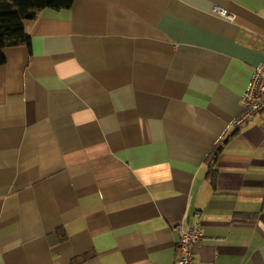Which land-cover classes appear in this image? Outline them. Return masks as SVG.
<instances>
[{
	"label": "crops",
	"instance_id": "obj_1",
	"mask_svg": "<svg viewBox=\"0 0 264 264\" xmlns=\"http://www.w3.org/2000/svg\"><path fill=\"white\" fill-rule=\"evenodd\" d=\"M224 8L233 18L221 15ZM0 64V264H264V0H74Z\"/></svg>",
	"mask_w": 264,
	"mask_h": 264
},
{
	"label": "trees",
	"instance_id": "obj_2",
	"mask_svg": "<svg viewBox=\"0 0 264 264\" xmlns=\"http://www.w3.org/2000/svg\"><path fill=\"white\" fill-rule=\"evenodd\" d=\"M74 0H0V64L6 61L4 49L19 45H31L26 22L37 17L45 8L64 9Z\"/></svg>",
	"mask_w": 264,
	"mask_h": 264
},
{
	"label": "built area",
	"instance_id": "obj_3",
	"mask_svg": "<svg viewBox=\"0 0 264 264\" xmlns=\"http://www.w3.org/2000/svg\"><path fill=\"white\" fill-rule=\"evenodd\" d=\"M215 10L221 15L233 18L224 8L216 6ZM264 110V66L254 70L251 83L242 96V112L236 119V126H246L258 113ZM181 240L178 244V258L175 264H196L194 261L193 247L204 238L200 224L179 227Z\"/></svg>",
	"mask_w": 264,
	"mask_h": 264
}]
</instances>
